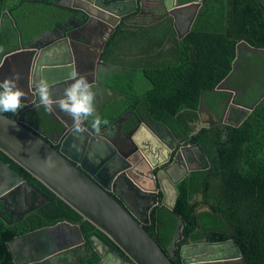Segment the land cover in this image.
Masks as SVG:
<instances>
[{
	"label": "trees",
	"instance_id": "trees-1",
	"mask_svg": "<svg viewBox=\"0 0 264 264\" xmlns=\"http://www.w3.org/2000/svg\"><path fill=\"white\" fill-rule=\"evenodd\" d=\"M154 1L155 4L157 0ZM54 2L0 0V56L15 49L16 38L19 45L29 44L33 37L53 28L55 21L56 28L68 27L65 23L68 9L55 7ZM158 4L149 10L142 8V13H138L137 7L120 18L107 39L100 60L110 69H104L102 82L118 95L95 112L108 124L124 111L139 119L148 116L164 125L183 144L197 143L203 151L201 168L190 171L175 184L173 213L160 205L148 212V222L143 228L161 249L167 252L170 248L177 224L175 214L183 222L177 248L191 242L230 239L244 264H264V55L241 50L230 73L238 42L264 48V0H201L191 28L179 39L172 18L164 15L162 0ZM49 7L57 8L59 13ZM144 13L150 14V18L132 25L126 23L127 18ZM135 76L146 82L141 91L135 90L139 85ZM224 78V88L235 92L233 103L247 109L253 105L252 108L239 109L238 120H242L236 126L215 123L195 131L199 102L213 112L216 120L220 118L230 93L213 89ZM1 114L13 119L19 116L25 127L35 128L46 141L61 129L59 121L43 106H25L16 115ZM0 158L47 199L21 220L8 223L6 215L0 216V264H28L17 261L21 257L9 248V241L61 220L78 225L84 238L94 233L112 245L1 152ZM199 190L201 202L212 214L196 213L199 201L191 202V198ZM170 262L180 264L177 253Z\"/></svg>",
	"mask_w": 264,
	"mask_h": 264
},
{
	"label": "water",
	"instance_id": "water-1",
	"mask_svg": "<svg viewBox=\"0 0 264 264\" xmlns=\"http://www.w3.org/2000/svg\"><path fill=\"white\" fill-rule=\"evenodd\" d=\"M162 5L164 15L172 18L179 39L191 28L201 0H189L184 4L162 0ZM65 7L68 9L65 18L68 27H53L42 33L51 34V40L36 46H18L0 56V81L14 72L19 73L18 84L26 94L22 103L27 108L39 105L35 88L38 81H47L53 99L58 100L73 82V74L83 76L90 83L95 94V110L118 95L98 80L100 67L110 69L100 60V53L121 17L137 7L138 13L143 12L141 0L138 4L135 0H70ZM184 13L187 23L180 35L177 18ZM91 33L97 35L96 40L92 41ZM240 47L264 55V48L238 42L230 73ZM224 82L225 78L213 90L230 93L225 110L235 107L249 111L253 105L248 109L235 105V92L224 88ZM262 96L259 95L257 101ZM200 104L197 108L198 128L215 123L236 126L242 120H226L225 111L224 119L215 120L213 115V120L209 119L212 122L207 123L199 115ZM57 108L54 104L51 113L61 129L49 141L42 139L35 128L25 127L19 116L13 119L0 113V152L101 232L112 246L94 233L84 238L75 224L61 220L54 227L74 231L77 240L52 249L50 258L56 264H80L81 258L74 255L83 249L87 256L94 254L98 258L95 264H172L171 257L143 225L148 222V212L156 205L173 213L177 195L175 184L193 170L187 167L186 156L196 152L204 157L200 146L197 143L185 145L161 123L148 116L145 119L130 118L127 111L101 127L99 133L86 123L87 130L78 133L74 130L73 119L65 112H62L64 116L59 115ZM127 117L130 120L125 125ZM55 144L56 148L53 147ZM200 192L198 200H201ZM194 200L195 196L191 202ZM129 201L136 210L128 205ZM46 202L37 189L0 159V216L2 212H8L10 220L9 209L19 208L18 220H21ZM195 211L213 213L205 203H200ZM173 215L177 224L170 246L174 255L178 254L180 264H244L230 239L191 242L177 248L183 222Z\"/></svg>",
	"mask_w": 264,
	"mask_h": 264
},
{
	"label": "flooded vegetation",
	"instance_id": "flooded-vegetation-1",
	"mask_svg": "<svg viewBox=\"0 0 264 264\" xmlns=\"http://www.w3.org/2000/svg\"><path fill=\"white\" fill-rule=\"evenodd\" d=\"M180 20H179L180 22L178 23L177 28H179V30H180L179 34L181 35L183 33V31L185 29V25L187 23V15L182 17ZM51 38H52L51 34H44V35H42V37L35 39L34 44L36 43V45H39V44L46 43L47 41L51 40ZM241 50H246V49L243 47H240L239 52ZM248 53H250V52L248 51ZM104 69L105 68H103V67L99 68L98 77L99 76L103 77L102 74L105 72ZM197 108H198V106H197ZM234 109L235 108L229 107V108H227V110H225V107H224V110H223L220 118L217 120L220 121L221 119H224V112L226 111L225 112L226 113L225 119L229 120L230 122H232V121L236 122L238 120L240 110L239 109L234 110ZM56 111L58 112L59 115L64 116V114L62 113V111L60 109L57 108ZM198 112H199V115L201 116V118H203L205 120V122H207V123L212 122L213 112L209 111L203 104H200V108H199ZM128 114H129L130 118H133L131 113L128 112ZM130 118H128L126 120L125 125H127ZM135 118H137V117H135ZM211 118H212V120H209ZM194 124H195V130L198 129L199 121L197 120ZM186 157H187V167H189V169L194 170V169L201 168V166H202L201 160H200L201 156L198 155V153L192 152L191 154H187ZM198 194H199V191L197 193V196H198ZM197 196L195 197V200L199 201V203H198V205H199L202 202H201V200H198ZM9 210L11 211L10 220H12L13 222L18 221V213H19L20 209L19 208H10ZM4 215H6L7 218L9 216L8 212H5V211L2 212L1 217H4ZM10 220H8V223L10 222ZM56 223L49 225V226H46L48 228L47 230H44L43 228H46V227H43L41 230L30 231V232L24 233L22 235H17L11 241H9L8 246L10 247V245H11V248L15 251V254L20 255V257H21L17 261L18 262H25V263H28L30 261H35V263H38V264H56L55 260L50 258L51 254H52L51 253L52 249L55 250V248H57V246H61L63 244L74 243L77 240V237H76L74 231H69V229H67V228L65 229L63 227H54V225ZM76 226L79 229V226L78 225H76ZM79 231H80V229H79ZM107 244H109V243H107ZM109 245L112 246L111 244H109ZM172 251H173V248L170 246V248L167 250V253L171 258H174L175 255ZM76 252H77V254L74 256H76L77 258L78 257L81 258L80 262H79L80 264H95L98 261V258L94 254L87 256L88 255L87 252L84 251L83 249H81L80 252H78V251H76ZM82 256H87V257H82Z\"/></svg>",
	"mask_w": 264,
	"mask_h": 264
},
{
	"label": "clouds",
	"instance_id": "clouds-1",
	"mask_svg": "<svg viewBox=\"0 0 264 264\" xmlns=\"http://www.w3.org/2000/svg\"><path fill=\"white\" fill-rule=\"evenodd\" d=\"M20 74L13 73L0 81V113H12L16 115L20 109L25 107L22 98L26 97L25 92L19 87ZM73 82L65 89L64 95L54 100L47 81H38L35 85L39 95V105L43 106L46 112L53 111L55 104L62 112H65L73 119V127L76 132H84L85 122L89 127L99 133L102 125L106 126L108 121L102 119L94 109L95 94L90 83L83 76L73 74Z\"/></svg>",
	"mask_w": 264,
	"mask_h": 264
},
{
	"label": "crops",
	"instance_id": "crops-1",
	"mask_svg": "<svg viewBox=\"0 0 264 264\" xmlns=\"http://www.w3.org/2000/svg\"><path fill=\"white\" fill-rule=\"evenodd\" d=\"M70 0H55V2H54V4H55V7H57V8H59V9H61V8H63V7H65L66 6V4L69 2ZM154 0H141V5H142V8L143 9H145V10H149V9H151L154 5H156V4H158L159 2H160V0H157L156 1V3L154 4ZM138 4V3H137ZM159 5V4H158ZM124 6V5H123ZM129 15V14H128ZM186 14L184 13V14H180L179 16H178V18H177V26H178V23L181 21L180 19L182 18V17H184ZM125 16H127V15H125ZM150 14H148V13H144V15H137V16H132V17H129V18H127L126 19V23H128V24H136V23H138L140 20H146V19H148V18H150ZM122 18V17H121ZM180 20V21H179ZM53 24V27H55L56 28V21L55 22H53L52 23ZM48 30V29H47ZM47 30H45V31H47ZM50 30V29H49ZM43 33V32H42ZM42 33L41 34H39L37 37H33L32 38V40L31 41H28V43L29 44H24V46L23 45H19L18 44V39L16 38V42H17V45H16V47L15 48H17L18 46H22V47H28V46H35L36 45V43L34 44V41H35V39H37V38H40V37H42ZM41 35V36H40ZM44 35V34H43ZM96 34H94V33H91V39H93L92 41H94V40H96ZM141 79H143V78H141ZM98 80L99 81H103V78L102 77H100L99 76V78H98ZM144 80V79H143ZM138 84H140V81H136ZM128 205L133 209V210H136V208H135V206H134V204H132L131 203V201H129V203H128ZM137 205V204H136Z\"/></svg>",
	"mask_w": 264,
	"mask_h": 264
},
{
	"label": "rangeland",
	"instance_id": "rangeland-1",
	"mask_svg": "<svg viewBox=\"0 0 264 264\" xmlns=\"http://www.w3.org/2000/svg\"><path fill=\"white\" fill-rule=\"evenodd\" d=\"M48 9H50L51 11H55V12H58L59 13V11L58 10H56L57 8H55V7H49ZM51 20V19H50ZM50 20H46V23L48 22V21H50ZM24 29H25V27H24ZM177 31H178V33L180 32V30H179V28H177ZM24 38H25V36H24ZM135 81H140V84L138 85V86H136V91H141L143 88H145V86H146V82H145V80H143V79H141L139 76H135V79H134ZM12 251H14L12 248H11V245H10V247H9Z\"/></svg>",
	"mask_w": 264,
	"mask_h": 264
}]
</instances>
